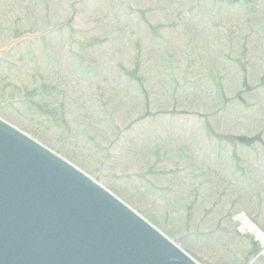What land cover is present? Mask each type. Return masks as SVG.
Instances as JSON below:
<instances>
[{
	"label": "rangeland",
	"instance_id": "obj_1",
	"mask_svg": "<svg viewBox=\"0 0 264 264\" xmlns=\"http://www.w3.org/2000/svg\"><path fill=\"white\" fill-rule=\"evenodd\" d=\"M42 1L0 0V116L98 176L201 263L264 264V241L240 221L251 213L264 232V0H250L251 12L236 0ZM66 44L91 63L82 84ZM258 132L261 142L234 138Z\"/></svg>",
	"mask_w": 264,
	"mask_h": 264
},
{
	"label": "water",
	"instance_id": "obj_2",
	"mask_svg": "<svg viewBox=\"0 0 264 264\" xmlns=\"http://www.w3.org/2000/svg\"><path fill=\"white\" fill-rule=\"evenodd\" d=\"M0 264H196L63 158L0 119Z\"/></svg>",
	"mask_w": 264,
	"mask_h": 264
},
{
	"label": "bare ground",
	"instance_id": "obj_3",
	"mask_svg": "<svg viewBox=\"0 0 264 264\" xmlns=\"http://www.w3.org/2000/svg\"><path fill=\"white\" fill-rule=\"evenodd\" d=\"M243 218V217H242ZM255 230V233L257 234L258 233V231L256 230V228H254ZM260 236H261V239L264 241V236L263 235H261V234H259Z\"/></svg>",
	"mask_w": 264,
	"mask_h": 264
}]
</instances>
